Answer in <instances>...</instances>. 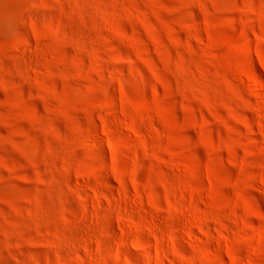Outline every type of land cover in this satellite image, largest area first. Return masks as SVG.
Segmentation results:
<instances>
[{"label":"rangeland","instance_id":"rangeland-1","mask_svg":"<svg viewBox=\"0 0 264 264\" xmlns=\"http://www.w3.org/2000/svg\"><path fill=\"white\" fill-rule=\"evenodd\" d=\"M0 264H264V0H0Z\"/></svg>","mask_w":264,"mask_h":264}]
</instances>
